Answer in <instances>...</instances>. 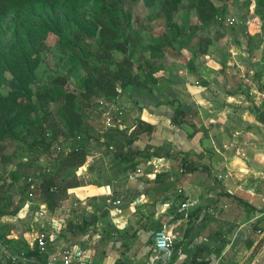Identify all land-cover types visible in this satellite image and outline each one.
Wrapping results in <instances>:
<instances>
[{
    "label": "crops",
    "instance_id": "obj_1",
    "mask_svg": "<svg viewBox=\"0 0 264 264\" xmlns=\"http://www.w3.org/2000/svg\"><path fill=\"white\" fill-rule=\"evenodd\" d=\"M241 55L235 49L223 66L209 50L195 57L194 71L166 52L148 88L121 92L110 114L95 116L114 125H97L74 173L62 166V179L80 185L54 211L7 178L2 209L21 208L0 215V260L63 264L60 253L70 248L87 264H149L153 235L165 227L176 237L171 264H264V70L252 72ZM178 110L180 125L172 122ZM138 121L153 130L127 144L121 131L131 134ZM45 156L37 166L52 168L57 155ZM186 199L197 201L189 218L177 213ZM42 224L51 235L47 253L36 244Z\"/></svg>",
    "mask_w": 264,
    "mask_h": 264
},
{
    "label": "trees",
    "instance_id": "obj_2",
    "mask_svg": "<svg viewBox=\"0 0 264 264\" xmlns=\"http://www.w3.org/2000/svg\"><path fill=\"white\" fill-rule=\"evenodd\" d=\"M141 1L150 10L147 19H162L167 28L152 43L143 39L147 26L134 13ZM258 2L261 11L264 0ZM182 9L194 11L198 23L177 18ZM223 11L213 0H0V159L9 163L23 157L8 171L9 177L2 174L5 180L11 178V185L20 184L28 195L29 185L21 177L33 176L37 197L54 211L68 189L80 185V180L62 179L60 170L72 167L70 173H74L73 168L85 162L84 147L97 127L93 109L99 107L100 116L106 112L97 99L113 103L121 92L148 88L163 68L157 60L169 49L179 52L187 47L188 31L197 34L203 25L217 22ZM49 38L56 40L61 58L71 66L39 81L42 52ZM212 43L210 36H200L188 63L191 70H197L194 57L207 53ZM139 50H148L149 56L136 58ZM117 52L121 58L115 57ZM72 76L75 87L69 89ZM5 82L7 88L2 86ZM182 116L184 112L175 111L172 122L184 123ZM142 130H153V126L138 121L131 134L121 133L131 145ZM61 139L72 141L71 150L60 152L52 168H37L39 157L52 153ZM8 140L18 143L13 155L6 154ZM3 187L0 184V192ZM10 204L2 209L0 203V215L17 214L21 204L12 208Z\"/></svg>",
    "mask_w": 264,
    "mask_h": 264
},
{
    "label": "rangeland",
    "instance_id": "obj_3",
    "mask_svg": "<svg viewBox=\"0 0 264 264\" xmlns=\"http://www.w3.org/2000/svg\"><path fill=\"white\" fill-rule=\"evenodd\" d=\"M216 6L219 9L224 8L222 16V20L217 19V22H213L210 24H205L201 27V29L197 32V34H193L190 30L189 34V45L187 47H181L179 52L175 50L169 49L167 52L169 54H178L181 57H184L185 60L189 63L190 60L193 59V52L196 48V44L202 35L213 36L214 44L209 46L208 51L210 50L211 59L216 62H219L223 66H229V62L232 60L233 51L238 49L244 53V56L241 55V59L244 60V65L249 68L251 67L252 72H261L264 70V5L261 7V11H258L259 2L258 0H213ZM150 10L144 5L141 1L134 8V13L136 16L141 18V22L143 25L147 26L146 29L142 31V37L146 41H150L151 43L158 40V36L164 32L167 28L165 26V21L162 19H157L154 21H149L147 19ZM177 18H186L190 24L198 23V18L195 12L188 13L185 9L181 10L179 16ZM184 19V20H186ZM228 19H231L233 22H228ZM141 24V23H140ZM220 38L217 40V36ZM48 46L44 47V51L42 52L43 62L40 66L38 80L39 81H47L49 80L55 72H62L63 67H70L71 64H68L65 59L61 58V53L57 50V43L54 38H49L47 40ZM144 54V55H143ZM149 56V51L143 53V50L137 51L135 57L139 59H143L144 56ZM243 56V57H242ZM116 58H121V53H116ZM137 59V62L139 61ZM195 59V57H194ZM234 60V59H233ZM211 61V60H210ZM214 64V65H213ZM236 64V63H235ZM209 66L212 69L220 68L215 65V63L210 62ZM233 66V65H231ZM237 66V65H236ZM68 67V68H69ZM75 78L71 77L70 82L68 84L69 89H73L75 87ZM3 83V87L7 88L8 85ZM99 102L104 99H97ZM100 104V103H99ZM55 110L56 107L54 106ZM94 114L97 118H101L99 107H95L93 109ZM93 118V121L96 125L99 122H102L101 119ZM98 122V123H97ZM105 125V123H104ZM62 140V139H61ZM72 142L71 140L64 141L66 143ZM9 146L6 150L7 155H13L17 142L14 140H8ZM71 145V144H70ZM58 152L54 149L52 153L47 155V157L58 156ZM45 155V154H44ZM41 155L40 157L44 156ZM56 156V157H57ZM45 156V158L47 159ZM23 157L13 159L11 162L3 161L0 159V171L2 172H11L13 165L15 166ZM40 160V158L38 159ZM38 162V161H37ZM36 162V167L40 169H44L43 167H38ZM0 176L1 185L4 186L7 183L5 177ZM23 176L21 177V179ZM28 178V177H27ZM26 178L24 177V181L26 182ZM38 191L35 193L34 198H38ZM29 196V195H28Z\"/></svg>",
    "mask_w": 264,
    "mask_h": 264
},
{
    "label": "built area",
    "instance_id": "obj_4",
    "mask_svg": "<svg viewBox=\"0 0 264 264\" xmlns=\"http://www.w3.org/2000/svg\"><path fill=\"white\" fill-rule=\"evenodd\" d=\"M222 19H223L222 16H219V20L221 21ZM228 22L230 23L233 21L231 19H228ZM196 83L198 84L199 81H196ZM100 105L106 106L107 114H110V112L107 110L108 104L104 100L100 101ZM113 125H114V120L112 117L109 116L106 121V127L109 128ZM65 145L66 143L63 140H61L60 143H56L55 150L58 153L70 151L71 149ZM4 175L6 177H9V172H5ZM26 183L29 185V189H28L29 198H34L35 193L37 191V184L34 177L29 176L26 180ZM119 202L120 201H117V203ZM196 204H197L196 200L186 199L178 207L177 213L183 215L185 218H189L190 208L195 206ZM37 214L39 218H42L45 215V212L43 210H39ZM172 217H175V214ZM175 238H176L175 235L170 234L165 227L156 230L153 235L154 249L149 257V264H171L170 260L174 252L173 248H174ZM49 239H51V235H48V233L44 229V225L42 224V229L36 237V244L41 253L48 252ZM60 256L63 264H72L73 260L77 257H78L77 258L78 264H87L86 261L81 260L80 251L75 253L70 248H65L64 250H62ZM56 260L57 258L54 257L50 264H56L55 262ZM0 264H6V263L0 260Z\"/></svg>",
    "mask_w": 264,
    "mask_h": 264
}]
</instances>
